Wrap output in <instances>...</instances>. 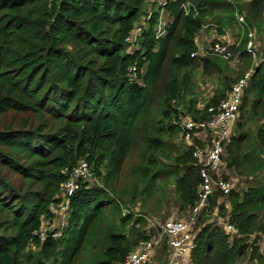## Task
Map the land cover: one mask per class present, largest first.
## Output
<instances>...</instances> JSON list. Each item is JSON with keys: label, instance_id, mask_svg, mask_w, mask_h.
Listing matches in <instances>:
<instances>
[{"label": "trees", "instance_id": "1", "mask_svg": "<svg viewBox=\"0 0 264 264\" xmlns=\"http://www.w3.org/2000/svg\"><path fill=\"white\" fill-rule=\"evenodd\" d=\"M165 10L173 19L166 34L156 39L154 13L131 50L126 40L145 15L144 0H0V264H121L150 235L138 226L145 216L120 201L137 194L146 201L159 182L173 186L179 209L190 211L200 167L185 144L166 164L164 137L178 133L170 122L180 115L208 120L206 109L250 70L223 156L249 187L209 199L196 221L190 264H264V61L254 64L245 47L250 30L264 49V0H174ZM204 25L219 36L236 34L229 50L237 71L219 57L190 58ZM195 73L216 82L202 110L186 99ZM131 152L138 160L133 182L119 190ZM80 161L100 185L83 184L61 236L53 239V230L42 241L36 233L53 219L61 185ZM214 213L238 237L230 241ZM156 254L165 258L167 247Z\"/></svg>", "mask_w": 264, "mask_h": 264}, {"label": "built area", "instance_id": "2", "mask_svg": "<svg viewBox=\"0 0 264 264\" xmlns=\"http://www.w3.org/2000/svg\"><path fill=\"white\" fill-rule=\"evenodd\" d=\"M144 1L146 3L145 15L142 16L140 22L133 28L126 40L131 50H138L137 41L143 32L147 30L148 23L154 13L157 14L156 39L163 37L166 34V28L173 23V19L168 15L165 7L174 0ZM243 1L249 2L251 0ZM191 7L189 3L181 6L185 16L190 13ZM236 19L240 30L244 32L245 22L243 17L236 15ZM208 28L209 25H204L202 30ZM212 30L216 32L214 27ZM246 36V52L254 59L256 35L254 31L249 30ZM221 38L223 42L218 40L216 43H211L212 39L202 38L200 32L193 40L194 51L191 53L190 58L202 60L214 56L228 62L235 61L234 55L229 50L232 44L229 43L227 34L225 33ZM252 72L250 70L245 73L231 86L224 99L206 109L209 116L208 120L200 121L183 115L171 120L170 125L178 131L181 141L187 147H193L191 158L200 167L201 184L196 190L197 202L186 218L169 219L162 224L153 225L154 236L148 240L138 241L121 264H149L162 245L167 247V264H190V254L195 249L194 228L198 216L208 206L209 199L215 192L226 196L234 188L231 181L228 180V176L224 174L227 170L223 161L224 148L233 135V126L242 104L243 90ZM133 78L135 77L133 76ZM202 109V107H199V110ZM194 141L199 142L200 146H193ZM90 181L96 180L92 179L89 165L85 161L78 162L62 183L59 194L60 202L54 207L59 220L58 226L50 230L51 225L44 220L36 236L43 241L46 239V233H52L53 230H57L52 233L53 239L61 236L66 224L65 220L70 199L82 188L83 184H90ZM214 217H217L216 213H214ZM216 222L230 241L238 237L237 229L227 220L217 217ZM42 228H46V232L42 231Z\"/></svg>", "mask_w": 264, "mask_h": 264}, {"label": "rangeland", "instance_id": "3", "mask_svg": "<svg viewBox=\"0 0 264 264\" xmlns=\"http://www.w3.org/2000/svg\"><path fill=\"white\" fill-rule=\"evenodd\" d=\"M244 2L243 0H241ZM247 2V1H246ZM226 34L229 38V43L234 44L239 42L236 38V34H231L230 29L226 30ZM204 38V36L202 37ZM215 38L211 40V43H215ZM218 41V40H216ZM219 41L223 42L222 38L219 39ZM257 39L255 38V58L253 59L254 64H257L259 61H264V49L262 46H256ZM231 69L234 71H237L238 63L236 61H232L229 63ZM194 80L192 81L190 85V92L193 93V95H188L186 99L193 100L196 99L198 101V109L199 107H202L204 103L211 97V94L216 88L215 84V78H209V77H203L201 74L195 73L193 75ZM238 120V117H237ZM236 120V121H237ZM157 121V120H156ZM236 122L234 123L233 130L235 127ZM233 133V132H232ZM164 141L166 144L165 153L171 157V159L166 160V164L168 166L173 165V158L178 156V154L181 153L182 150H184V143L181 141L180 136L178 133L172 134L170 137H164ZM183 143V144H182ZM199 143V142H198ZM138 164V160L134 157L133 152L130 153V155L126 156L124 164L121 167L122 176L120 179H118L117 182H115V186L117 189H121L122 187H128L132 182L133 178L129 175L131 169ZM224 174L228 176V180L231 181L233 187L236 190H242L244 188L249 187L248 182L245 179H238L236 175L230 171L225 170ZM94 182L92 185L99 186L97 181H90V183ZM165 183L159 182L158 185V191L153 194L151 197L146 199L144 201L142 197L137 194L135 197V200L120 201L122 205H124V208L127 209L130 213L135 215L136 217H139L144 215L145 222L143 225L139 224L138 226H142V230L146 232V234L150 235V238L154 236L153 225L155 224H162L166 220L169 219H184L188 216L189 211L180 210L179 204L176 200V194L174 191L173 186L170 185H164ZM250 184H253L250 183ZM139 190L138 192H141V190L144 188L142 184H139ZM56 209L53 208L51 210L53 219L48 220L46 219V222H48L52 228H56L58 226V217L55 214ZM217 218V217H215ZM67 222V215L66 220ZM66 226V224H65ZM137 226V227H138ZM129 225L127 226V228ZM46 228H42V231L46 232ZM48 230V229H47ZM264 243V238L262 239L261 245ZM134 247V246H133ZM133 250V248H132ZM156 255V256H155ZM154 257L151 259L149 264H167V257L165 258H158L159 254H155ZM238 264H243L239 262Z\"/></svg>", "mask_w": 264, "mask_h": 264}, {"label": "crops", "instance_id": "4", "mask_svg": "<svg viewBox=\"0 0 264 264\" xmlns=\"http://www.w3.org/2000/svg\"><path fill=\"white\" fill-rule=\"evenodd\" d=\"M207 37L208 39H213L215 38V40H219L222 36H219L217 34V32L213 31V30H202L201 31V37Z\"/></svg>", "mask_w": 264, "mask_h": 264}]
</instances>
